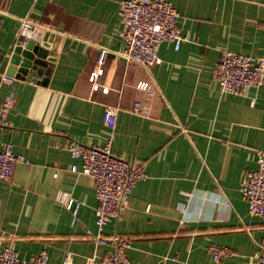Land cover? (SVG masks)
<instances>
[{
  "label": "crops",
  "instance_id": "obj_1",
  "mask_svg": "<svg viewBox=\"0 0 264 264\" xmlns=\"http://www.w3.org/2000/svg\"><path fill=\"white\" fill-rule=\"evenodd\" d=\"M120 1L0 0V103L16 97L0 120V146L11 142L23 158L9 181L0 180V246L13 242L20 258L45 249L48 264H62L67 253L77 264H102L111 247L87 235L96 233L97 200L93 180L70 171L80 167L66 148L75 140L109 143L114 154L144 166L146 177L102 229L129 239L131 261L257 264L264 221L249 216L239 188L264 151V81L221 95L214 68L223 51L264 58V0H169L185 40L177 50L162 42L151 68L118 56ZM23 20L33 35H48L45 84L34 71L5 75ZM140 81L150 97L136 88ZM136 101L149 107L147 116L131 112ZM107 106L117 109L113 130L103 122ZM57 191L81 203L75 223L54 199ZM210 246L230 254L216 261Z\"/></svg>",
  "mask_w": 264,
  "mask_h": 264
},
{
  "label": "built area",
  "instance_id": "obj_2",
  "mask_svg": "<svg viewBox=\"0 0 264 264\" xmlns=\"http://www.w3.org/2000/svg\"><path fill=\"white\" fill-rule=\"evenodd\" d=\"M178 17L177 10L169 0H121L118 19L121 25L119 35L124 41V48L118 56L127 65L153 67L160 62L158 50L162 42H171L173 49L177 50L185 40L177 23ZM31 28V23L23 20L21 35L35 36ZM105 54L106 51L101 50L99 62L104 59ZM101 71L102 69L99 68L91 73L89 80L92 82ZM214 76L221 95H240L247 89L258 87L263 83L264 58L223 51L215 65ZM4 80L11 82L12 78L5 77ZM97 87L98 84H93V88ZM136 88L147 91L149 97L152 95L147 82H138ZM102 90L106 91L107 88ZM15 104V96L5 95L0 103L1 124L4 123L7 113L13 109ZM250 104H253V100ZM116 110L115 107L107 106L103 113V122L111 130L116 125ZM131 112L147 116L149 107L136 101L133 103ZM66 148L72 159L80 161V167L71 165L70 171L89 176L94 183V195L97 200L94 211L96 233L92 234L87 231V235L96 245L111 247L102 264H139L131 261L126 255V249L129 247V239L126 236L117 233L104 235L102 229L119 216L120 210L128 202L134 185L146 177L144 166H133L123 157L114 154L110 150L109 143L97 146L70 140ZM22 161V156L14 153L11 142L2 143L0 146V180L9 181L15 165ZM53 176L55 177L56 173ZM239 190L247 204L249 216L259 217L264 221V151L256 152V167L245 172ZM54 199L70 212L71 223H75L81 203L65 191H57ZM208 251L216 261L230 254L226 247L210 246ZM255 259L257 264H264V242L259 245ZM0 264H48V254L45 249H41L29 258H20L14 243L9 242L0 246ZM62 264L77 263L72 262L67 253Z\"/></svg>",
  "mask_w": 264,
  "mask_h": 264
},
{
  "label": "water",
  "instance_id": "obj_3",
  "mask_svg": "<svg viewBox=\"0 0 264 264\" xmlns=\"http://www.w3.org/2000/svg\"><path fill=\"white\" fill-rule=\"evenodd\" d=\"M47 39V34L31 37L20 35L5 75L22 79L29 71H34L39 82L45 84L51 66L46 50L47 45L44 43Z\"/></svg>",
  "mask_w": 264,
  "mask_h": 264
}]
</instances>
